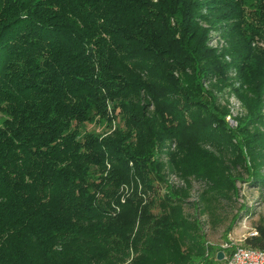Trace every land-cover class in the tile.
Wrapping results in <instances>:
<instances>
[{
  "label": "trees",
  "instance_id": "16d2710c",
  "mask_svg": "<svg viewBox=\"0 0 264 264\" xmlns=\"http://www.w3.org/2000/svg\"><path fill=\"white\" fill-rule=\"evenodd\" d=\"M212 28L226 47H210ZM255 40L264 0H0V264H219L183 212L187 189L160 188L168 171L203 182L206 204L233 190L205 142L256 164ZM231 70L248 110L237 130L212 90ZM255 229L244 245L264 250Z\"/></svg>",
  "mask_w": 264,
  "mask_h": 264
},
{
  "label": "rangeland",
  "instance_id": "374dc122",
  "mask_svg": "<svg viewBox=\"0 0 264 264\" xmlns=\"http://www.w3.org/2000/svg\"><path fill=\"white\" fill-rule=\"evenodd\" d=\"M254 1V0H247ZM209 24V23H208ZM207 23L203 25L207 26ZM215 25V24H211ZM225 25V24H223ZM222 25V26H223ZM219 27V26H218ZM210 47L222 49L227 46L225 31L222 28H212L209 31ZM253 46L264 48V40H255ZM226 62H231L232 57L224 55ZM229 74L232 86H224L212 89V84L218 83L216 80L204 83V86L213 90V94L218 98V102L228 109L224 118L225 124L230 130H237L240 120L246 119L248 110L243 105L238 96L233 92L234 88L240 85L238 75L231 70ZM264 121V96L260 109ZM3 115L0 113V122ZM105 122L90 123L86 125L87 130L101 132L107 129ZM264 132V123L258 126ZM236 143V140L233 141ZM205 147L213 151L230 169L233 179V190L226 193V196L210 200L207 204L201 200L202 194L206 190V185L198 179H191L188 183L179 175L166 171L165 180L167 185H162L160 194L168 190L169 187L185 188L188 195L183 198V212L188 219L195 221L205 246H209L211 251L217 253H229L235 246L244 245L246 237L256 232L255 226L264 224V185L258 183L251 175L252 171L264 178V150L258 149L256 154V164L241 162L239 151L234 148L220 147L204 143ZM243 151H245L243 149ZM246 152V151H245ZM247 154V153H246ZM219 264H224V256Z\"/></svg>",
  "mask_w": 264,
  "mask_h": 264
},
{
  "label": "built area",
  "instance_id": "2783aa9c",
  "mask_svg": "<svg viewBox=\"0 0 264 264\" xmlns=\"http://www.w3.org/2000/svg\"><path fill=\"white\" fill-rule=\"evenodd\" d=\"M223 256L224 264H264V250L245 245L235 246Z\"/></svg>",
  "mask_w": 264,
  "mask_h": 264
},
{
  "label": "water",
  "instance_id": "95a60500",
  "mask_svg": "<svg viewBox=\"0 0 264 264\" xmlns=\"http://www.w3.org/2000/svg\"><path fill=\"white\" fill-rule=\"evenodd\" d=\"M222 258H223V253L219 251L217 253V260H221Z\"/></svg>",
  "mask_w": 264,
  "mask_h": 264
}]
</instances>
